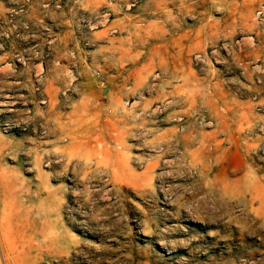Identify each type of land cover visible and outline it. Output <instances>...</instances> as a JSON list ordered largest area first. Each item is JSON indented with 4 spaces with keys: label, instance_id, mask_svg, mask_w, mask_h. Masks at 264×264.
I'll return each mask as SVG.
<instances>
[{
    "label": "rangeland",
    "instance_id": "374dc122",
    "mask_svg": "<svg viewBox=\"0 0 264 264\" xmlns=\"http://www.w3.org/2000/svg\"><path fill=\"white\" fill-rule=\"evenodd\" d=\"M0 264H264V0H0Z\"/></svg>",
    "mask_w": 264,
    "mask_h": 264
},
{
    "label": "bare ground",
    "instance_id": "6f19581e",
    "mask_svg": "<svg viewBox=\"0 0 264 264\" xmlns=\"http://www.w3.org/2000/svg\"><path fill=\"white\" fill-rule=\"evenodd\" d=\"M165 6V5H164ZM139 24V23H138ZM157 59V58H156ZM136 102V101H135Z\"/></svg>",
    "mask_w": 264,
    "mask_h": 264
}]
</instances>
